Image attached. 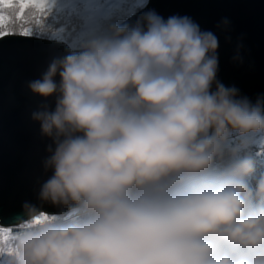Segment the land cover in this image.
Instances as JSON below:
<instances>
[{"label":"clouds","instance_id":"obj_1","mask_svg":"<svg viewBox=\"0 0 264 264\" xmlns=\"http://www.w3.org/2000/svg\"><path fill=\"white\" fill-rule=\"evenodd\" d=\"M217 48L190 17L149 10L28 82L55 98L32 112L51 141L38 199L66 210L25 201L0 225L6 264H264V94L217 80Z\"/></svg>","mask_w":264,"mask_h":264},{"label":"water","instance_id":"obj_2","mask_svg":"<svg viewBox=\"0 0 264 264\" xmlns=\"http://www.w3.org/2000/svg\"><path fill=\"white\" fill-rule=\"evenodd\" d=\"M149 10L165 19L187 16L212 31L218 38L217 80L253 102L264 94V0H149L124 23L134 25ZM70 50L60 41L13 35L0 39V225L16 223L25 201L49 214L66 210L38 199L40 184L51 175L42 164L51 141L41 135L32 112L45 104L53 108L55 98L34 94L28 82Z\"/></svg>","mask_w":264,"mask_h":264},{"label":"trees","instance_id":"obj_3","mask_svg":"<svg viewBox=\"0 0 264 264\" xmlns=\"http://www.w3.org/2000/svg\"><path fill=\"white\" fill-rule=\"evenodd\" d=\"M65 1L55 0L51 11L47 14L37 9H26L22 16H17L16 12L10 9H0L5 14V21L0 26V30L6 33L0 38L14 35L54 42L61 34L64 36V43L75 49L81 42L76 41V34L84 29L92 28L95 24V21L89 16L95 17L99 10L114 0H71L68 3ZM87 4H91L92 7H86ZM133 4V0H121L120 6L109 17L99 20L93 30H99L112 21L124 23L130 18L131 10L137 14L147 6L140 5L133 8ZM24 29H28L31 33L25 35ZM256 147L264 149V137L257 138ZM257 160L260 170H264V150L257 152ZM0 264H6V258L2 254H0Z\"/></svg>","mask_w":264,"mask_h":264},{"label":"snow or ice","instance_id":"obj_4","mask_svg":"<svg viewBox=\"0 0 264 264\" xmlns=\"http://www.w3.org/2000/svg\"><path fill=\"white\" fill-rule=\"evenodd\" d=\"M55 0H0V9H10L16 12L17 16H22L26 9H37L44 14L51 11ZM5 14L0 11V26L4 24ZM31 32L28 29H24V34L28 35ZM6 33L0 30V36H4Z\"/></svg>","mask_w":264,"mask_h":264},{"label":"rangeland","instance_id":"obj_5","mask_svg":"<svg viewBox=\"0 0 264 264\" xmlns=\"http://www.w3.org/2000/svg\"><path fill=\"white\" fill-rule=\"evenodd\" d=\"M64 1V0H63ZM71 0H66L65 3L70 2ZM120 1L121 0H114L113 2L109 3L105 8H103L102 10H99L97 15L95 17L89 16L90 19L95 21V24L92 28H87L84 29L83 31L79 32L76 34V41H82L83 39L86 38L87 34L92 31L94 28H96L98 21L104 18L109 17V15L120 6ZM133 8L140 6L141 5V0H133ZM134 13L132 12V10L130 11V16H132ZM91 27V26H90ZM54 41H60V42H64V36L59 34L58 37L54 40Z\"/></svg>","mask_w":264,"mask_h":264}]
</instances>
